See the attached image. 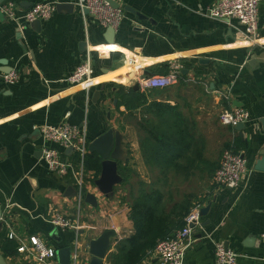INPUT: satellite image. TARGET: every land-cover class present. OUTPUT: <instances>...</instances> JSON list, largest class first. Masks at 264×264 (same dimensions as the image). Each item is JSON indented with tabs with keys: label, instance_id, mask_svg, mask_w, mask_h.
<instances>
[{
	"label": "crops",
	"instance_id": "1",
	"mask_svg": "<svg viewBox=\"0 0 264 264\" xmlns=\"http://www.w3.org/2000/svg\"><path fill=\"white\" fill-rule=\"evenodd\" d=\"M7 1L17 13L41 1L73 3L74 9L55 8L38 26H19L0 10V74L8 67L18 73L15 83L0 77V205L9 219L0 222V255L6 264H37L17 251V240L8 239V223L25 241L36 235L56 250H73L74 230L50 222L57 212L79 217L84 264L90 259L88 241L105 228L117 229L108 249L115 251L133 233L130 200L154 189L171 193L173 202L192 193L206 197L193 203L210 204L182 264H216V241L238 255L236 264H264V171L254 169L264 156V1L260 38L253 45L241 39L235 19L206 15L216 0H116L125 13L110 35L108 26L80 8V0H0V6ZM86 59L94 69L92 86L65 81ZM172 62L179 66L174 84L142 86L141 78L166 74ZM118 87L129 107L117 106ZM233 105L249 113L241 131L219 121L220 112ZM65 122L84 125L89 141L108 128L122 135L123 180L108 196L89 187L96 207L84 199L79 206L76 195L66 194L70 179L48 170L41 159L43 145L62 148L46 142L40 127ZM236 138L250 169L236 189L215 188L211 178ZM197 179H207L200 192ZM50 264L60 263L55 258ZM138 264L162 263L150 251Z\"/></svg>",
	"mask_w": 264,
	"mask_h": 264
},
{
	"label": "built area",
	"instance_id": "2",
	"mask_svg": "<svg viewBox=\"0 0 264 264\" xmlns=\"http://www.w3.org/2000/svg\"><path fill=\"white\" fill-rule=\"evenodd\" d=\"M264 0H216L208 5L205 13L214 18L235 19L242 27L241 39L249 45L259 42L258 15L259 6ZM80 8H86L93 19L104 26L116 29L124 18V9L115 8L107 0H80ZM1 12L11 21L19 26L32 23L35 20H47L55 12V4L52 2H37L28 9L17 13L15 3L7 1L0 6ZM178 64L172 62L169 71L163 75H152L140 79L144 87H166L174 84L178 79ZM135 69L140 68V64H135ZM136 71V70H134ZM2 80L15 83L18 73H1ZM94 69L90 60L81 62L65 79L68 83L81 85L84 89L93 84ZM249 113L241 107L224 108L219 114V121L222 125L235 127L236 124L249 121ZM42 138L48 143L59 145L62 150L43 145L41 149V159L51 172L62 179H70L72 187L76 190L78 205L84 199L89 187L94 186L95 177L85 168L88 151V136L84 125L71 123H61L57 125L43 124L40 129ZM71 147L72 153L67 155L65 150ZM247 158L231 144L222 152L219 165L215 170L211 183L215 188L227 187L236 189L239 187L249 171ZM97 190V189H96ZM203 203H195L189 213L184 218V226L176 230L171 236L159 240L152 250L153 254L162 264H182L186 249L189 246V238L195 228L200 224V209ZM8 215L2 214L0 222L8 221ZM50 222L61 229H72L75 232V243L71 250L69 264H84L86 255L79 249L80 221L77 216L72 219L61 212L54 213ZM194 225L191 227L190 225ZM8 239L17 240L19 246L17 251L25 253L37 264H50L56 258V249L46 244L36 235H30L25 241L11 229L8 223ZM110 252V251H109ZM214 257L216 264H236L238 255L227 249L223 243H214Z\"/></svg>",
	"mask_w": 264,
	"mask_h": 264
},
{
	"label": "trees",
	"instance_id": "3",
	"mask_svg": "<svg viewBox=\"0 0 264 264\" xmlns=\"http://www.w3.org/2000/svg\"><path fill=\"white\" fill-rule=\"evenodd\" d=\"M120 99L117 106H130L129 98L124 95V89L117 88ZM89 141V139H88ZM236 138L232 145L240 144ZM229 143L226 148L230 147ZM101 160L95 153H88L85 160L86 170H92L96 175L100 172ZM204 180V179H202ZM206 197L198 198L194 194H184L180 200L173 202V195L157 189L143 190L130 200V220L133 233L120 241L115 251L107 256L109 264H138L152 251L159 240L171 236L184 226V218L191 210L194 200L203 201ZM199 201V202H200ZM172 205H169L172 203Z\"/></svg>",
	"mask_w": 264,
	"mask_h": 264
},
{
	"label": "water",
	"instance_id": "4",
	"mask_svg": "<svg viewBox=\"0 0 264 264\" xmlns=\"http://www.w3.org/2000/svg\"><path fill=\"white\" fill-rule=\"evenodd\" d=\"M112 7L118 8L120 5L116 0H107ZM57 11L67 10L68 12L73 11L74 4L73 3H57L55 5ZM87 13L88 10L84 9ZM125 10L136 13L131 7H125ZM33 25H40V20H35L32 22ZM114 29L112 27H108V34H113ZM12 69L8 67V69H3L1 73L7 74L10 73ZM135 82V79L133 80ZM135 88L138 87L136 83H133ZM98 91L95 92V97L98 96ZM116 104V101H114ZM236 107V106H232ZM262 125H264V117L260 119ZM245 123H238L235 125L236 130H243ZM72 148L69 147L65 150L67 155L72 153ZM88 151L90 153H95L101 160V167L98 177L94 180V185L98 192L104 196H108L113 194L114 187L122 182V176L118 172L119 162L125 159L124 150L122 148V135L119 131L114 130L113 128H108L105 132L100 134L99 136L93 138L88 143ZM254 169L264 171V156L258 159L254 165ZM66 194L68 195H76L77 192L74 187H68ZM84 201L90 204L93 207L97 206V200L95 194L86 193L84 196ZM210 208V204L202 207L200 209V216L206 215ZM2 215V207L0 205V216ZM2 223V222H1ZM193 227L194 225H190ZM116 230L114 228H105L103 231L96 237L92 238L88 241V250L89 261L88 264H104V260L106 259L109 253V247L111 244V239L115 238ZM71 257V248L66 247L62 249L56 250V258L60 264H69ZM0 264H6V262L2 259L0 255Z\"/></svg>",
	"mask_w": 264,
	"mask_h": 264
},
{
	"label": "rangeland",
	"instance_id": "5",
	"mask_svg": "<svg viewBox=\"0 0 264 264\" xmlns=\"http://www.w3.org/2000/svg\"><path fill=\"white\" fill-rule=\"evenodd\" d=\"M198 180V189H197V191H199L200 192V190L202 189V187H203V184H204V182L203 181H205L206 182V180L207 179H204V180H202V179H197Z\"/></svg>",
	"mask_w": 264,
	"mask_h": 264
}]
</instances>
